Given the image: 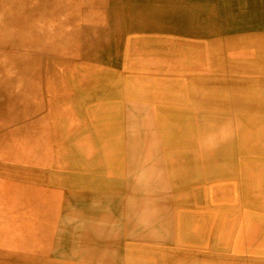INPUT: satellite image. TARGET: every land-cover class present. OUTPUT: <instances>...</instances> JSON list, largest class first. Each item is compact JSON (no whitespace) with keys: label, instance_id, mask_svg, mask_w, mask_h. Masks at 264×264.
I'll return each instance as SVG.
<instances>
[{"label":"rangeland","instance_id":"obj_1","mask_svg":"<svg viewBox=\"0 0 264 264\" xmlns=\"http://www.w3.org/2000/svg\"><path fill=\"white\" fill-rule=\"evenodd\" d=\"M0 12V264H264V0Z\"/></svg>","mask_w":264,"mask_h":264},{"label":"bare ground","instance_id":"obj_2","mask_svg":"<svg viewBox=\"0 0 264 264\" xmlns=\"http://www.w3.org/2000/svg\"><path fill=\"white\" fill-rule=\"evenodd\" d=\"M6 2V1H5ZM4 2V3H5ZM79 3H80V1H79ZM82 7H86V6H82ZM81 8V7H80ZM75 10H76V8H75ZM79 10V9H78ZM85 10V9H84ZM1 13V12H0ZM75 13H76V11H75ZM86 14V13H85ZM72 16V15H71ZM3 17V16H2ZM1 19V18H0ZM40 19H42V18H40ZM56 19V18H55ZM3 21V20H2ZM2 21H0V22H2ZM9 21V20H8ZM6 22V21H5ZM78 23V22H77ZM5 24V23H4ZM65 24V23H64ZM79 24V23H78ZM2 25V24H1ZM63 24H61V26H62ZM80 25V24H79ZM94 25V24H93ZM81 26V25H80ZM72 30V29H71ZM78 30V29H77ZM61 32V31H60ZM63 32V31H62ZM70 32V31H69ZM73 33V32H72ZM84 33V32H83ZM80 34V33H79ZM82 35V34H81ZM97 35V34H96ZM98 37V36H97ZM39 38V37H38ZM65 38H68V37H65ZM70 38H71V35H70ZM89 38V37H88ZM87 38V39H88ZM69 39V38H68ZM82 39V38H81ZM90 39V38H89ZM40 40V39H39ZM64 40V39H63ZM77 40H78V38H77ZM86 40V39H85ZM99 40V39H98ZM189 42H188V44H189V55H190V49L192 50L193 49V47H195V41L193 40V38L192 37H190L189 39ZM36 41H37V39H36ZM55 41V40H54ZM55 42H57V41H55ZM55 42H53V43H55ZM80 42V41H79ZM76 43H78V41L76 42ZM88 43V42H87ZM70 44V43H69ZM126 44V43H125ZM56 45V44H55ZM57 45H59V42H58V44ZM61 45V44H60ZM63 45V44H62ZM75 45V44H74ZM87 45V44H86ZM123 45V44H122ZM68 46V45H67ZM78 46V45H77ZM76 46V47H77ZM190 46L192 47V48H190ZM56 47V46H55ZM79 47V46H78ZM71 48H73V47H71ZM83 48H84V46H83ZM85 49V48H84ZM128 49V48H127ZM62 50V49H61ZM77 51V50H76ZM81 51V50H80ZM42 53V52H41ZM75 53V52H74ZM89 53V52H88ZM137 54V53H136ZM212 54V53H211ZM43 56H44V54H42ZM78 56V55H77ZM91 56V55H90ZM192 56H193V59H195V53H193L192 54ZM38 57V56H37ZM40 57V56H39ZM47 56H44V59L46 58ZM71 56H69V58H70ZM72 57H73V55H72ZM209 57H211V56H209ZM74 58H75V56H74ZM39 59V58H38ZM71 59V58H70ZM73 59V58H72ZM79 59V58H78ZM83 59V58H82ZM86 59V58H85ZM89 59V58H88ZM87 59V60H88ZM48 60V59H47ZM74 60V59H73ZM73 60H71V61H73ZM75 60H77V58H75ZM80 60V59H79ZM191 59H190V56H189V65L191 66V68H190V70H189V72H188V86H190L191 88H187V92H188V100H189V104H188V112H187V118H186V123H196V122H202V119H203V114H204V104L202 105V107H201V109L197 112V114H196V107H195V105H196V96L199 94V93H202V91L205 89V85L203 86V85H201L200 84V82H194V80H192L191 79V77H190V75H193V74H195L196 73V70H197V68H198V66L196 67V65H195V63L193 64V61H190ZM33 61V60H32ZM35 61V60H34ZM44 61V60H43ZM63 62V61H62ZM76 62H79V61H76ZM81 62V61H80ZM79 62V63H80ZM205 62H206V59H205ZM213 62V61H212ZM218 62V61H217ZM32 63V62H31ZM31 63L29 64V65H31ZM39 63V62H38ZM61 63V62H60ZM64 63V62H63ZM63 63H61V64H63ZM147 63V62H146ZM24 64V63H23ZM73 64L74 63H72V66L71 67H73ZM90 64V63H89ZM217 64V63H216ZM74 65H76V64H74ZM23 66V65H22ZM22 66H21V68H22ZM43 66V65H42ZM62 66V65H61ZM28 67V66H27ZM38 67V66H37ZM45 67V66H44ZM71 67H68V68H71ZM5 68H6V66H5ZM42 68V67H41ZM74 68V67H73ZM8 69V68H7ZM31 69H32V67H31ZM38 69V68H37ZM75 69V68H74ZM193 69H195V71L193 72ZM6 70V69H5ZM72 70V69H71ZM261 70V69H260ZM25 71V70H24ZM73 72H74V70H72ZM11 72V71H10ZM35 73V72H34ZM33 73V74H34ZM10 74V73H9ZM8 74V75H9ZM20 74V73H19ZM21 74H22V70H21ZM75 74V73H74ZM37 75V74H36ZM77 76H78V73L76 74ZM108 75V74H107ZM10 76V75H9ZM21 76H24V75H21ZM194 77V76H193ZM18 78V77H17ZM111 79V78H110ZM109 79V80H110ZM12 80V79H11ZM26 80V79H25ZM9 81V80H8ZM32 81V80H31ZM34 81H36V80H34ZM36 82H38V81H36ZM29 83H31V82H29ZM28 85H30V84H28ZM44 85V84H43ZM4 86V85H3ZM41 86H42V84H41ZM208 86V85H207ZM5 87V86H4ZM7 87H5L4 89H6ZM15 88V87H14ZM8 90H9V88H8ZM17 90V89H16ZM45 90H46V88H45ZM10 91H11V89H10ZM109 91H111V90H109ZM112 91H113V89H112ZM23 92V91H22ZM45 92V91H44ZM44 92H42L43 94H44ZM39 93V92H38ZM37 93V94H38ZM114 93V92H113ZM16 94H18V93H16ZM26 94V93H25ZM42 94V95H43ZM13 95V94H12ZM31 96V95H30ZM33 96V95H32ZM39 96V95H38ZM10 97V96H9ZM5 99V98H4ZM11 99V98H10ZM14 99V98H13ZM27 99V98H26ZM31 99V98H30ZM40 99H41V96H40ZM257 99V98H256ZM23 100V99H22ZM32 100V99H31ZM47 100H48V97H47ZM263 100V99H262ZM2 101V100H1ZM5 101V100H4ZM30 101V100H29ZM40 101V100H39ZM9 102V101H8ZM16 102V101H15ZM46 102H48V101H45V103ZM5 103H6V101H5ZM23 104H25V103H23ZM22 104V105H23ZM29 104V103H28ZM32 104V103H31ZM253 104V103H252ZM257 104H258V102H257ZM12 105V104H11ZM39 105V104H38ZM5 106V105H4ZM13 106V105H12ZM10 107V106H9ZM16 108V107H15ZM18 108H20V107H18ZM29 108V107H28ZM17 109V108H16ZM16 109H14V110H16ZM30 109V108H29ZM257 109V108H256ZM24 110V109H23ZM1 111V113H2V110H0ZM6 111V110H5ZM4 112V111H3ZM23 113H24V111H22ZM21 112V113H22ZM5 113V112H4ZM29 113V112H28ZM248 113V112H247ZM9 114H11V112L9 113ZM8 114V115H9ZM2 115V114H1ZM18 115V114H17ZM11 116L12 115H10V118H11ZM20 116H21V114H20ZM197 116H199V118H197ZM13 117V116H12ZM26 117V116H25ZM29 117V116H28ZM2 118H4L3 117V115H2ZM12 119V118H11ZM2 121V120H1ZM9 121V120H8ZM110 121V120H109ZM243 121V120H242ZM5 122V121H4ZM12 122H14L13 121V119H12ZM11 122V123H12ZM3 123V122H2ZM10 123V124H11ZM1 125V124H0ZM11 126V125H10ZM201 127V126H200ZM11 128H13V127H10L9 129H11ZM16 128V127H15ZM18 128V127H17ZM198 129V128H197ZM252 130V129H251ZM11 131V130H10ZM17 131V130H16ZM8 132V131H7ZM200 132V131H199ZM22 133V132H21ZM245 133H246V131H245ZM247 133H249V132H247ZM20 134V133H19ZM256 134H258V133H256ZM20 135H22V134H20ZM200 135V134H199ZM247 135H249V134H247ZM255 135V134H254ZM259 135V134H258ZM260 136V135H259ZM198 137V136H197ZM23 138V137H22ZM194 138H195V136H194ZM19 139V138H18ZM215 139V138H214ZM2 140V139H1ZM0 140V141H1ZM17 140V137H16V139H15V141ZM199 140V139H198ZM3 141V140H2ZM1 141V142H2ZM190 141V140H189ZM200 141V140H199ZM191 142V141H190ZM197 142V141H196ZM215 142H216V140H215ZM1 145V144H0ZM200 145V144H199ZM39 146V145H38ZM37 146V147H38ZM8 147V146H7ZM6 147V148H7ZM191 148H192V146H190ZM3 149V148H2ZM1 149V150H2ZM13 149H14V147H13ZM16 149V148H15ZM14 149V150H15ZM37 149V148H36ZM13 153H14V151L13 150H11ZM15 151H18V150H15ZM196 153H193L192 155H197V154H199V155H202V151H200V150H198V149H196V150H194ZM187 152H193L192 150H188ZM13 153H11V154H13ZM19 153V152H18ZM7 154V153H6ZM10 154V155H11ZM20 154V153H19ZM48 154V153H47ZM187 154V153H186ZM189 154V153H188ZM49 155L50 156H53L52 155V153H50L49 152ZM48 155V156H49ZM56 155V154H55ZM7 156V155H6ZM17 156V155H16ZM49 156V157H50ZM49 157H48V159H49ZM201 157V156H200ZM6 158V157H5ZM21 158V157H20ZM53 158V157H52ZM7 159V158H6ZM16 159V158H15ZM22 159V158H21ZM199 159V158H198ZM190 160V162H191V164H190V167L193 169L194 167H196V166H199V165H201L200 163L197 165V162H196V160L195 159H189ZM10 161H11V159H10ZM198 161V160H197ZM7 162V161H6ZM15 163H16V161H15ZM21 163V162H20ZM217 165H219V164H217ZM216 165V166H217ZM219 167V166H218ZM16 168V167H15ZM14 168V169H15ZM234 168V167H233ZM16 170V169H15ZM232 170V169H231ZM229 171V170H228ZM17 172H18V170H17ZM191 172V171H190ZM193 172H195V170H193ZM185 173V172H184ZM183 173V174H184ZM237 173V172H236ZM187 174V173H186ZM190 174V173H189ZM200 174V173H199ZM232 174H234V173H232ZM231 174V175H232ZM17 175H19L18 173H17ZM230 175V176H231ZM188 176H190V175H188ZM227 177H228V174L226 175ZM233 176V175H232ZM29 177V176H28ZM19 177H17V179H18ZM224 178H225V176H224ZM236 178V177H235ZM26 179V178H25ZM35 179V178H34ZM228 179H230L229 177H228ZM236 179H238V178H236ZM19 180V179H18ZM27 180V179H26ZM1 181V180H0ZM28 181V180H27ZM26 181V182H27ZM225 181V180H224ZM195 183V182H194ZM228 183V182H227ZM240 185V184H239ZM185 187V186H184ZM254 187V186H253ZM186 188V187H185ZM255 188V187H254ZM187 189V191L189 190V187L188 188H186ZM229 189V188H228ZM227 189V190H228ZM253 190V189H252ZM228 192V191H227ZM252 194V193H251ZM181 196H182V202L180 203V205L179 206H181V205H183V204H186V203H188V204H191V202H190V200L188 199V196H190V195H188L187 193H185V192H183V190H182V193H181ZM168 200H169V203H168V201H167V203H164V204H167L168 206H169V208L172 210L173 208L171 207V205H170V203H171V197L169 196V198H168ZM189 200V201H188ZM236 201V200H235ZM234 201V202H235ZM238 202V201H237ZM239 203V202H238ZM228 204V203H227ZM250 204V203H249ZM177 205V206H178ZM230 206H233V205H231V203L229 204ZM251 206H252V204H251ZM189 207V206H188ZM235 207V206H234ZM168 208V207H167ZM259 210V209H258ZM235 211V210H234ZM255 211V210H254ZM236 212V211H235ZM209 213V212H208ZM207 213V214H208ZM220 213V212H219ZM223 212H221L220 214H222ZM234 214V213H233ZM253 214V213H252ZM255 214H256V211H255ZM216 215V214H215ZM214 215V216H215ZM260 215V214H259ZM213 216V215H212ZM247 216V215H246ZM249 216V215H248ZM217 217V216H216ZM216 217H214V218H216ZM221 218V217H220ZM256 218V217H255ZM259 218V217H258ZM261 218V217H260ZM196 219V218H195ZM195 219H194V221H195ZM225 219V218H224ZM186 220V219H185ZM256 220V219H255ZM235 221V220H234ZM247 221V220H246ZM263 222V221H262ZM242 223V222H241ZM249 223V222H248ZM229 224V223H228ZM260 225V224H259ZM228 227V226H227ZM243 227V226H242ZM264 227V226H263ZM235 229V228H234ZM238 229V228H237ZM170 230V229H169ZM233 230V229H232ZM231 230V231H232ZM236 230V229H235ZM164 231H166V230H164ZM247 231V230H246ZM251 232V231H250ZM172 233H173V231H172ZM252 233V232H251ZM166 234H168V231H167V233H163V235H166ZM238 234V233H237ZM162 235V233L159 235V236H163ZM223 236V235H222ZM164 238H165V236H163ZM169 237V236H168ZM156 238H158V237H155L154 238V240L156 239ZM226 238V237H225ZM236 238V237H235ZM168 239V238H167ZM166 239V240H167ZM155 245L152 243V247H150L148 250H147V252L144 254V255H146V254H157V253H159L160 255H161V253L162 252H159L163 247H159V245H158V241H156L155 240ZM259 243V242H258ZM238 244H240V243H238ZM251 244V243H250ZM209 245V244H208ZM263 245H264V243H263ZM169 246V245H168ZM205 246H207V244L205 245ZM202 248H204L203 247V245H202ZM194 249H191V248H189V252H190V258H188V260L190 261V264H199L198 262H201V260H200V258H199V260H198V256H195V257H193L195 254H194V251H193ZM219 251V250H218ZM254 251V250H253ZM263 251V250H262ZM259 252V251H258ZM257 252V253H258ZM260 253V252H259ZM238 254V253H237ZM235 255V254H234ZM262 255V254H261ZM259 256V255H258ZM193 257V258H192ZM202 257H203V255H202ZM262 257V256H261ZM257 259L259 260V258L257 257ZM263 259V258H262ZM252 260V259H251ZM160 261V260H159ZM193 261H197V263H192ZM207 261V259L205 260V262ZM248 262V261H247ZM160 263L161 264H163V261H160ZM184 263H185V261H184ZM250 263V262H249ZM187 264V263H186ZM202 264V263H201ZM207 264V263H206ZM259 264H260V262H259Z\"/></svg>","mask_w":264,"mask_h":264}]
</instances>
